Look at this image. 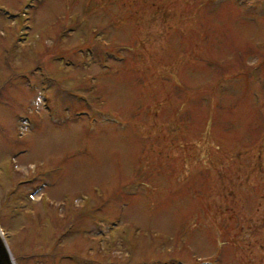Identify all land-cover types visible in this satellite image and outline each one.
Wrapping results in <instances>:
<instances>
[{"label": "rangeland", "instance_id": "374dc122", "mask_svg": "<svg viewBox=\"0 0 264 264\" xmlns=\"http://www.w3.org/2000/svg\"><path fill=\"white\" fill-rule=\"evenodd\" d=\"M0 228L15 264H264V0H0Z\"/></svg>", "mask_w": 264, "mask_h": 264}, {"label": "water", "instance_id": "95a60500", "mask_svg": "<svg viewBox=\"0 0 264 264\" xmlns=\"http://www.w3.org/2000/svg\"><path fill=\"white\" fill-rule=\"evenodd\" d=\"M0 264H15L0 229Z\"/></svg>", "mask_w": 264, "mask_h": 264}]
</instances>
